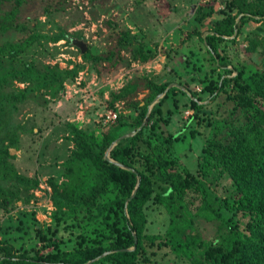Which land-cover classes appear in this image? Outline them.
Wrapping results in <instances>:
<instances>
[{"label":"trees","instance_id":"16d2710c","mask_svg":"<svg viewBox=\"0 0 264 264\" xmlns=\"http://www.w3.org/2000/svg\"><path fill=\"white\" fill-rule=\"evenodd\" d=\"M75 1L74 7L88 4L92 18L114 6ZM220 2L217 9L196 5L184 37H197L212 61L208 69H202L193 44L170 65L179 47H168L162 51L167 70L133 75L110 94L107 107L116 114L105 129L63 122L67 151L46 177L49 192L42 197L52 209L50 225L42 226L33 211L8 215L17 203L35 199L39 184L35 170L27 174L29 165L19 171L9 149H31L34 164L35 136L48 128L36 113L46 101L59 99L65 83L85 66L100 74L130 61L146 62L157 44L109 18L102 43H85L80 31L53 20L68 12L71 0H0V264H264V0ZM70 15L69 24L80 20ZM206 18L202 35L197 25ZM249 22L261 32L253 27L244 33ZM238 36L246 40V60L229 57L228 43ZM59 40L74 47L80 61L50 63ZM182 98L190 111L171 130ZM23 110L33 117L18 118ZM197 138L199 150L189 168L177 144ZM148 209L161 215L160 229L148 227ZM28 229L29 246L23 238L15 245L17 232Z\"/></svg>","mask_w":264,"mask_h":264},{"label":"rangeland","instance_id":"374dc122","mask_svg":"<svg viewBox=\"0 0 264 264\" xmlns=\"http://www.w3.org/2000/svg\"><path fill=\"white\" fill-rule=\"evenodd\" d=\"M220 1L221 0H141V3L136 4L133 3V0H104V7H109L111 4H114L113 8H109L108 13H103L102 11L97 12L95 18H92L88 4L78 2L79 6L74 7L73 3L76 1L71 0L69 7H67L68 12H62L53 16V20L67 27V31H80L84 42L90 45H96L98 42L102 43V37L107 33V25L104 23L105 19L109 18L116 23H124L130 28L131 32H141L147 40L146 42L149 44L156 43L157 53L152 59L146 62L130 61L126 66L102 69L100 74H96L92 69H88L85 66L84 69L77 73V76L71 82L65 83L64 92L59 99L45 102L46 108L43 112L38 111L36 113L37 121L41 123L43 127L44 125L48 126V128L43 130L41 136H35V152L37 153L38 160L34 164L30 163V161L34 159V156L32 158L29 156L31 149L28 153H26V150L9 149V152L15 155V162L19 171H24L25 166L29 165V170H26L27 174L30 175L33 173V170H35L39 177L37 192H35L36 195L33 192L34 190L32 191L35 199H31L25 206L17 203L16 207L12 208L8 213L12 219L18 216V214H16L17 210L25 209L27 212H34V218L40 225H50L49 212L52 206L47 197H42V195L48 191L43 190L44 188H41V186H47L45 182L46 177L50 174L49 172L57 169L55 163L59 162L66 154L68 143L63 138L66 133L63 126L65 120L78 121L80 126H92L95 124L105 129L107 123L103 124L102 119L105 113L109 111L106 101L110 99V94L117 91V89L133 75L156 76L163 72V67L167 70L169 64L162 51L168 47H179L178 54H173V56H171V61H169L170 65H174L181 60V55L186 51V48L189 47V44L194 45L193 48L195 49L193 50L198 54V61L201 63L202 69H208L212 65V61L208 57V54L198 47L199 42L197 37L194 36L190 39H184V37L193 27L192 14L195 6L198 4L210 3L217 9L222 7ZM98 8L100 9V7ZM119 8L122 10H119ZM74 13L78 14L80 20L71 25L69 24L70 19H72L70 14ZM39 18L41 21L45 20L44 16H39ZM208 22L209 20L206 18L197 25L202 35L207 31L206 26ZM49 25L50 23H46L43 29H48ZM253 27L261 32V28L257 23L249 22L243 26L244 33ZM241 36L236 37L234 43H228L230 58L237 55L240 60L248 59L249 54L244 50L246 40L242 39ZM55 45H58V53L50 60V63L56 61L59 67H64L68 59L80 61V57L74 47L65 45L62 40L56 42ZM192 59H195V57L193 56ZM249 60L251 59L249 58ZM68 66H70V64ZM198 76H202V73H199ZM190 88L199 90V85H190ZM141 95L142 93H140L138 97ZM184 101V98L180 100V112L173 115L172 123L169 125V129L171 130L180 128L183 121L186 119V112L184 111H190L184 108L185 106L183 107ZM26 111L27 110H23L18 115V118L21 116L28 118L33 117L32 112ZM22 113L23 115H21ZM199 145V138L182 141L177 144V155L189 168L192 167L194 157L199 150ZM147 218V224L151 230L161 228V215H159L156 210L150 211L148 209ZM27 231V233L17 232L20 234V239H16L17 241L14 240L15 245H18L23 238L24 246H29L31 239L28 237L32 236V231H30V229ZM63 235L65 236V233Z\"/></svg>","mask_w":264,"mask_h":264},{"label":"built area","instance_id":"2783aa9c","mask_svg":"<svg viewBox=\"0 0 264 264\" xmlns=\"http://www.w3.org/2000/svg\"><path fill=\"white\" fill-rule=\"evenodd\" d=\"M117 108H118V106H116ZM115 111H113V110H110L109 109V111H107L106 113H105V115H104V118L102 119V121H103V124L104 123H111V122H113V120L115 119ZM106 124V125H107ZM41 188H44L43 190H47L48 192H49V188L47 187V186H45V187H42L41 186ZM34 194L36 195V193L35 192H37V189H35L34 191ZM47 192V193H48ZM48 199V198H47ZM49 200V199H48ZM50 202V201H49ZM51 205V204H50Z\"/></svg>","mask_w":264,"mask_h":264},{"label":"water","instance_id":"95a60500","mask_svg":"<svg viewBox=\"0 0 264 264\" xmlns=\"http://www.w3.org/2000/svg\"><path fill=\"white\" fill-rule=\"evenodd\" d=\"M72 42L76 46L80 47L81 50L84 48V43L80 39H77V40L76 39H73ZM125 135H127V134L121 135V137H123Z\"/></svg>","mask_w":264,"mask_h":264}]
</instances>
